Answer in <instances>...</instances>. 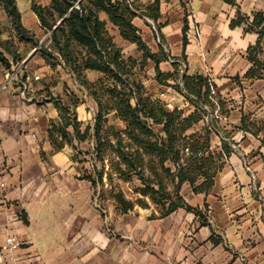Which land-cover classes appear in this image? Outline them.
<instances>
[{"label":"crops","instance_id":"1","mask_svg":"<svg viewBox=\"0 0 264 264\" xmlns=\"http://www.w3.org/2000/svg\"><path fill=\"white\" fill-rule=\"evenodd\" d=\"M131 1L149 48L184 55L187 72L208 76L227 102L219 126L226 135L212 138L211 147L219 152L225 141L230 152L212 187L181 189L198 213L180 207L162 217L151 202L126 213L114 200L98 203L92 183L79 178L74 149H58L48 137L59 111L30 88L39 74L25 70L28 56L17 70L0 62V243L7 235L33 242L37 264H264V70L246 76L247 49L258 33L230 25L238 9L250 21L264 13V0H159L156 18L146 14L156 0ZM16 2L23 25L44 32L32 4L51 0ZM261 47L264 60V37ZM170 61L160 62L162 71L174 70Z\"/></svg>","mask_w":264,"mask_h":264},{"label":"trees","instance_id":"2","mask_svg":"<svg viewBox=\"0 0 264 264\" xmlns=\"http://www.w3.org/2000/svg\"><path fill=\"white\" fill-rule=\"evenodd\" d=\"M224 1L236 5V0ZM0 5L12 18L19 40L39 46L52 67L57 62L49 58L62 59L96 102L93 120L84 124L77 113L83 99L78 95L70 96L69 102L63 103L53 99L59 118L50 122L48 137L58 149L66 144L74 149L72 158L81 165L79 178L90 181L103 200H114L122 213L132 210L136 204L149 207L150 201L160 208L162 217L180 207L198 213V209L185 202L181 194L183 184L188 183L194 192H207L224 164L223 154L230 152L225 141L219 152L211 150V124L216 127L214 122L218 118L213 119V123L205 122V118L217 107L221 114H225L226 109L210 78L200 73L189 74L186 70L180 84L177 61L173 62V71H162L160 62L168 55L164 50L153 52L146 44L134 23L138 9L129 0H51L49 6L33 3L42 27L51 34L50 46L40 44L35 34L23 25L16 0H0ZM158 6L159 0H156L146 14L156 18L153 11H158ZM101 13L118 27L124 39L135 43L142 51L139 70L153 61L156 80L161 84L174 80L173 86L189 100L190 108L175 106L171 109L144 86L137 78V62L131 57L128 60L122 57ZM244 23L248 24L247 30L258 33L256 42L247 49L252 66L246 76H261L264 13H255L250 21L238 9L230 25ZM186 42L184 32V46ZM5 45L0 39V48L11 55L7 57L0 49V62L6 68L11 67L12 61L18 63L24 59L17 49ZM88 71L101 75L92 82L86 78ZM205 105L211 111L206 110ZM110 117L122 122L123 127L109 123ZM84 142L90 144V149L80 147ZM88 160L91 161L89 167L84 164ZM136 179L140 184L134 186L131 197H127L123 186ZM169 183L174 185L172 190ZM24 222L27 223V219L24 218Z\"/></svg>","mask_w":264,"mask_h":264},{"label":"rangeland","instance_id":"3","mask_svg":"<svg viewBox=\"0 0 264 264\" xmlns=\"http://www.w3.org/2000/svg\"><path fill=\"white\" fill-rule=\"evenodd\" d=\"M131 1V0H129ZM132 2V1H131ZM133 3V2H132ZM101 17L107 21V28L109 31L110 36H112L113 41L116 45V47L120 50V53L124 59H127L129 57L133 58L137 63L136 74L137 78L141 80V82L144 84V86L152 93H154L156 96L160 97L167 103H172L173 107L176 105H179L180 108H190L189 100L176 89L173 85L175 83L174 80H170L169 84H161L156 80V71H155V64L153 61H150L149 64L143 69L139 70L138 64L141 62V56L142 51L138 49V46L135 43H132L126 39H124L119 32V29L117 26L113 25L109 20L105 13H101ZM51 20V18H50ZM22 21V17H21ZM40 26L42 27V24L40 22ZM44 32H40L39 34H36L33 30H31L32 33L35 34L36 38L40 40V44H44L45 46H50L52 44L51 42V34L49 32H46V30L42 27ZM142 35V34H141ZM0 39L3 41L6 45L10 47L12 50L17 49L19 55L24 57V60L30 56L28 59L27 66L25 67V70L29 74L32 72L38 71L39 79L36 80V78L30 80L32 83H30L31 87L35 91H40L44 97H46L47 101H53V99L59 100L61 103L63 102H69V97L73 96L76 98V95H78L81 99H83V102L79 105L77 108L78 118L79 120L83 121L84 124H87L88 122L93 120V117L95 116L96 112V102L93 99L92 96H90L87 93V90L85 89V86L82 85L80 79H76V76L72 74L70 71V68L63 62L62 59H56V58H49L51 62H57L55 67H52L50 64H48L47 59H45L42 56V52L38 49L39 46H35L32 42L27 41H20L19 40V34L16 31L12 18L8 15L6 10L3 8V6L0 5ZM1 50L5 51V55L7 57L11 58V55L4 50L3 47L0 48ZM165 53H167L173 64L174 61H177L179 64V71L183 69V63L187 66V61L184 57V55H180L179 57L171 55L170 49L167 51L164 50ZM44 59L45 63L42 61ZM178 59V60H177ZM23 61L15 63L12 61L11 67L8 68L10 71L17 70L18 64H22ZM45 64L50 66V70H45L44 66ZM163 64V68H164ZM187 70V68H186ZM101 74L97 71H88L86 73V78L89 81H96ZM35 77V76H34ZM22 81V79H21ZM21 88L23 91L29 90V84L27 82H21ZM24 86L25 89H24ZM45 100V98H43ZM214 100L217 101L215 98ZM225 103H227L225 101ZM170 108H173L169 106ZM209 107V106H208ZM210 108V107H209ZM211 111V110H210ZM216 113V112H215ZM220 118H218L217 122H214V127L211 124V139L221 138V135H226L223 130L222 126L220 124L222 115L220 112ZM214 112H211L209 115L206 116L205 122L211 121L213 123V119H215ZM111 124H115L117 128L123 127V123L120 122L117 119H113L110 117ZM202 125V124H201ZM221 126V127H219ZM82 149H90V144L88 142H84L80 146ZM214 148L211 147V150ZM216 151V150H213ZM91 161H86L84 164L89 167ZM81 166V165H80ZM140 184L139 180H134L131 182H126L124 184V190L126 192L127 197H131L134 186ZM106 185L105 187H107ZM109 187V186H108ZM174 185L173 183H169V189H173ZM98 196V195H97ZM98 203L100 201H103L101 197L98 196ZM152 204H154L152 201H150ZM156 205V204H155ZM156 208L158 209L159 213L161 212L160 208L156 205Z\"/></svg>","mask_w":264,"mask_h":264},{"label":"built area","instance_id":"4","mask_svg":"<svg viewBox=\"0 0 264 264\" xmlns=\"http://www.w3.org/2000/svg\"><path fill=\"white\" fill-rule=\"evenodd\" d=\"M195 33L198 32L197 28L193 29ZM183 69L179 71L178 81L182 84L181 78L183 73L186 71V64H182ZM35 78H39L35 76ZM26 86H24L25 89ZM212 93H214V88L211 85ZM214 100V98H213ZM216 104L218 102L214 100ZM170 106V104H168ZM204 108L210 111L208 105ZM216 112V113H215ZM215 117L220 118L219 107L214 111ZM25 249V251H23ZM28 249V250H27ZM41 256L36 249H34V243H24L15 235H7L2 243H0V264H37L41 263Z\"/></svg>","mask_w":264,"mask_h":264}]
</instances>
